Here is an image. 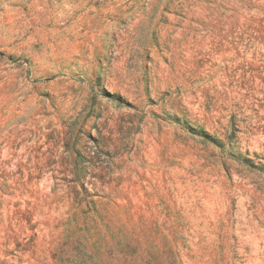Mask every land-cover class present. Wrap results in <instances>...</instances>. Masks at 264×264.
I'll use <instances>...</instances> for the list:
<instances>
[{"label":"rangeland","instance_id":"1","mask_svg":"<svg viewBox=\"0 0 264 264\" xmlns=\"http://www.w3.org/2000/svg\"><path fill=\"white\" fill-rule=\"evenodd\" d=\"M0 264H264V0H0Z\"/></svg>","mask_w":264,"mask_h":264}]
</instances>
